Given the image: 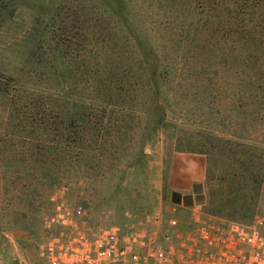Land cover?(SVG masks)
<instances>
[{"label": "rangeland", "instance_id": "374dc122", "mask_svg": "<svg viewBox=\"0 0 264 264\" xmlns=\"http://www.w3.org/2000/svg\"><path fill=\"white\" fill-rule=\"evenodd\" d=\"M184 2L190 10V0H126L133 25L141 20L146 24L159 59L157 85L166 111L167 126L156 131L149 127L151 137L142 157L137 156L135 143L146 127V108L153 98L149 81L138 92L121 93L126 102L119 99L115 112L123 116L115 123L118 128H112L114 133L122 131L121 139L89 130L76 142H65L68 117H78L80 109L105 110L108 118H114L106 106L113 99L107 92L97 93L98 81L93 88L87 80L107 77L114 67L132 68L127 73L132 83L144 81L143 75L149 73L141 69L131 40L121 33L118 45L107 38L115 34L118 21L112 8L104 0H0L4 17L0 84L8 78L17 87L0 91V264H40L42 250L54 239L65 242L79 233L110 226L127 230L141 224L153 228L161 240L171 235L175 263L180 264V236L190 230L196 205L202 204L205 217L212 221L253 222L263 188L250 209H222L223 196L217 191L228 190L230 171L206 144L218 145L217 138L235 139L260 154L264 101L258 95L256 102L245 104L235 96L255 89L251 84L235 85L244 76L249 79L241 65L234 71L227 68L215 58L214 47L209 52L196 42L182 46L180 12L185 6L181 9L180 4ZM228 2L233 9L234 0ZM76 11L84 13L83 22L85 16L91 23L75 26L82 43L77 42L80 45L71 55L70 16ZM40 13L45 20L37 22L39 34L31 38ZM215 48L229 51L224 45ZM63 57L68 64L61 65ZM243 69L253 73L250 67ZM260 83L263 91L264 79ZM105 130L110 132V127ZM242 191L238 206L245 197L250 201L249 190ZM172 220L178 222L176 229L170 228Z\"/></svg>", "mask_w": 264, "mask_h": 264}, {"label": "trees", "instance_id": "16d2710c", "mask_svg": "<svg viewBox=\"0 0 264 264\" xmlns=\"http://www.w3.org/2000/svg\"><path fill=\"white\" fill-rule=\"evenodd\" d=\"M106 5H109V8H112L113 15L117 17V23L114 26L115 34L109 35L107 38L113 40L115 44H119V41L122 39L120 33L125 35L128 40H131L134 48L139 53V61L143 64L141 69L147 71L146 75H143L141 82H130V74H127L133 70L129 68L128 71H120L119 67H114V71L110 72L107 77L105 75H100L92 80H87L90 82L92 87L95 88L97 84L95 81H98L99 88L97 93L107 92L110 97L113 99L111 104L107 107L110 108L111 115L114 116L108 118V113H105V110L98 111L94 113L84 111L80 109V114L77 117L75 114L69 115L68 125L66 126V136L65 142L73 143L76 142L79 135L83 132L95 131L100 134V132L107 133L109 138L115 140V137L122 138L124 135L119 130V133H114L112 128L117 129L116 122L118 123L123 115H118L120 111L117 110L119 103L118 100L121 99L122 103L126 102V98L121 95V93H126V91L141 90L144 85H147L145 82L149 81L150 88L148 92H152L153 98L149 103L148 108H146V127L142 131L141 135L136 138V154L137 156L144 157V145L150 141L151 133L149 127H152V130L156 131L162 126H167L166 123V111L164 103L160 101V91L159 84L157 85V76L159 75L160 65L159 59L154 54L153 47L151 44V38L149 32L146 29V24L141 21H137L136 25H133L131 21V11H129V4L126 3V0H104ZM186 0H180L183 2ZM229 0H190L191 9L187 10V2L180 4V7L185 6L183 12H180V42L182 46L189 43H198L199 46L203 47L204 51H212L210 47H214L213 50H216L214 54L215 58L221 60L225 65L229 66L234 71V68L241 65L245 75L249 76V79L244 76L239 80H235V85L239 88L244 87V85L250 84L255 86V89L250 91H239L235 96L245 102H256L258 95L262 96L264 101V90L262 84L260 83L261 79H264V0H234L235 5L233 9L230 8ZM228 5L226 7L215 10V8L222 7L223 5ZM174 5H172V9ZM75 15L70 16L72 21V31H71V45L70 52L73 55L77 51V46L81 42L80 34L78 30L74 29L75 26L80 27L81 24L88 23L90 25L91 18L84 16V13L76 11ZM81 15V16H80ZM92 17V16H91ZM3 14L0 11V21L3 19ZM45 14L40 13L35 20L34 27L31 29L30 37L36 36L39 34L40 25L42 20H45ZM101 17L100 19H102ZM217 21V22H216ZM38 22V24H37ZM66 22V21H64ZM76 22V24L74 23ZM83 22V23H82ZM201 23V29H197V25ZM52 24L51 26H53ZM120 25L124 28L120 30ZM46 30L48 25H46ZM83 30V28H82ZM105 38V39H107ZM104 39V37H103ZM89 44L93 41L91 39H85ZM211 41V44L209 42ZM87 43V44H88ZM44 44V42H42ZM77 45V46H76ZM116 45V46H117ZM228 46L229 51L220 50L215 48V46ZM52 44L49 45L47 52L52 53ZM56 50V49H55ZM36 55L40 58L41 55ZM47 54L44 53L43 56ZM53 62L55 63L60 74L65 78V73L60 69L57 62V58L51 55ZM62 64H68L69 61H63ZM249 63V64H248ZM214 64V63H213ZM250 64H252L250 66ZM250 67L253 70V73L246 72L243 68ZM238 74L241 76V71H238ZM60 76V77H61ZM133 77H131V80ZM237 79V78H236ZM7 83L0 84V91L6 92L11 89L17 88L16 86L10 85L11 80L6 79ZM140 93L136 94L138 98ZM117 98V99H116ZM249 103V105H251ZM76 103H72L71 107L75 109ZM123 110L125 107H122ZM107 116V117H106ZM125 119V118H123ZM82 123L85 125L83 127ZM105 127H110V132L105 130ZM71 130V132H70ZM94 133V134H96ZM107 137V138H108ZM215 141L218 142V145H213L212 143H207L208 150L212 156L218 157L224 163L227 164V168L230 171V177L227 179V191H217L220 195L222 201L219 202L220 207L224 210H236L238 209H250V207L259 200L261 190L264 185V151L260 154L255 152H250L251 149L248 145H243L240 140L235 139H222L217 138ZM45 148H49L46 147ZM191 152V151H190ZM196 152V151H195ZM201 154H207L205 151H201ZM140 162V161H138ZM249 190V200L247 201L246 197L243 200V204L240 206L237 202L240 192H243V189ZM215 197V196H214ZM236 212V211H235ZM258 213L256 208L255 216ZM192 228V226H191ZM190 228V229H191Z\"/></svg>", "mask_w": 264, "mask_h": 264}, {"label": "built area", "instance_id": "2783aa9c", "mask_svg": "<svg viewBox=\"0 0 264 264\" xmlns=\"http://www.w3.org/2000/svg\"><path fill=\"white\" fill-rule=\"evenodd\" d=\"M192 228L180 236V264H264V187L258 213L250 224L216 222L204 206L192 210ZM178 222L170 221L176 229ZM171 235L161 240L153 228L123 230L110 226L63 240H52L41 252L40 264H176Z\"/></svg>", "mask_w": 264, "mask_h": 264}, {"label": "crops", "instance_id": "0c3cea01", "mask_svg": "<svg viewBox=\"0 0 264 264\" xmlns=\"http://www.w3.org/2000/svg\"><path fill=\"white\" fill-rule=\"evenodd\" d=\"M188 192H190V189L188 190Z\"/></svg>", "mask_w": 264, "mask_h": 264}]
</instances>
